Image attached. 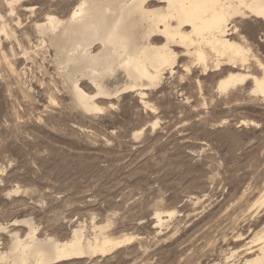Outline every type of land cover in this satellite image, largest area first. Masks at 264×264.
Wrapping results in <instances>:
<instances>
[{
    "label": "rangeland",
    "instance_id": "obj_1",
    "mask_svg": "<svg viewBox=\"0 0 264 264\" xmlns=\"http://www.w3.org/2000/svg\"><path fill=\"white\" fill-rule=\"evenodd\" d=\"M80 2L0 0V255L16 235L27 238V221L40 240L64 242L82 227L92 240L107 224L105 236L131 237L106 256L57 264H244L258 255L264 95L252 82L222 92L228 67L208 69L173 47L177 65L146 95L99 100L108 111L85 113L36 28ZM243 20L236 41L264 64V22ZM248 67L263 75L255 61L240 72Z\"/></svg>",
    "mask_w": 264,
    "mask_h": 264
},
{
    "label": "bare ground",
    "instance_id": "obj_2",
    "mask_svg": "<svg viewBox=\"0 0 264 264\" xmlns=\"http://www.w3.org/2000/svg\"><path fill=\"white\" fill-rule=\"evenodd\" d=\"M152 2L163 6L151 8ZM249 18L264 22V0H81L67 19L48 16L36 28L56 51V65L68 83L74 104L94 115L105 109L99 100H113L129 92L146 95L142 91L158 85L166 69L177 65L178 54L173 47L184 48L185 56H195L206 68L211 63L219 69L228 67L232 73L219 83L222 92L252 82L254 92L264 95V64L235 37V22ZM97 46L100 49L95 51ZM251 61L263 72L261 77L249 67L246 73L240 72ZM120 76L123 80L117 82ZM85 81L95 89L94 94L81 86ZM157 218L161 223L160 215ZM25 223L30 227L27 238L14 235L9 254L0 255L5 264L9 258L13 259L11 264H57L106 256L131 240L105 236L108 224L98 226L100 233L92 240L85 237L83 227L73 230L64 242L40 240L32 224ZM260 233L258 255L244 264H264V231Z\"/></svg>",
    "mask_w": 264,
    "mask_h": 264
}]
</instances>
